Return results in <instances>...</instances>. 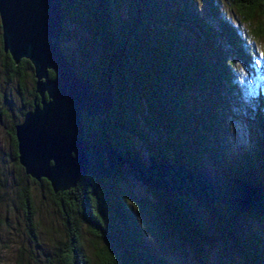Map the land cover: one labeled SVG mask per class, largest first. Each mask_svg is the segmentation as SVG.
<instances>
[{
  "label": "trees",
  "instance_id": "1",
  "mask_svg": "<svg viewBox=\"0 0 264 264\" xmlns=\"http://www.w3.org/2000/svg\"><path fill=\"white\" fill-rule=\"evenodd\" d=\"M202 1L213 25L195 13L190 0H72L70 5L62 0L60 43L67 40V26L75 27L81 40L94 41L90 48L81 42L79 53L87 66L76 76L88 78L96 92L111 95V107L105 115L83 120L87 167L74 188L53 194L44 180L35 182L46 187L65 234L47 264H90L82 252L79 224L102 243L95 254L98 264H166L147 246L132 216L121 187V166L149 191L152 204L145 214V232L159 245L176 237L189 246L194 264H209L206 215L215 239L233 251L238 264H264V160L257 155L239 163L227 160L224 167L233 186L228 195L214 189L205 174L206 159L217 164L224 158L212 97L221 88L229 95L236 91L220 41L243 65L250 62L251 53L232 23L219 16L214 0ZM230 2L239 20L250 26L251 38H264V0ZM186 35L203 39L212 57L192 47ZM2 58L16 76L23 69L32 71L25 60L14 66L8 55ZM48 76L53 78L51 72ZM30 96L29 109L33 89ZM189 96L195 99L192 109L187 108ZM254 109V122L264 139L261 97L254 99ZM14 125L9 138L15 166L34 183L17 164ZM131 137L144 147L146 165L140 163ZM101 151L106 164L98 157ZM20 204L26 233L34 240L26 189L20 193ZM249 223L260 233L251 232Z\"/></svg>",
  "mask_w": 264,
  "mask_h": 264
},
{
  "label": "rangeland",
  "instance_id": "2",
  "mask_svg": "<svg viewBox=\"0 0 264 264\" xmlns=\"http://www.w3.org/2000/svg\"><path fill=\"white\" fill-rule=\"evenodd\" d=\"M195 13L213 25L210 12L202 0H190ZM220 17L232 23L236 32L248 44L251 53L250 62L243 65L242 61L231 53L226 42L220 41V52L225 61L230 62V74L236 85L235 93L231 95L227 88H221L212 97L214 107L218 112L217 136L223 147L224 158L215 164L205 160V174L214 189L221 195H228L233 191L230 177L224 164L233 159L242 162L246 157L254 159L257 155L264 160V139L254 122V99L264 100V38H251L250 26L239 20L233 12L230 0H214ZM125 8V5H122ZM67 40L60 43L63 56L68 57L74 65V73L84 71L87 61L79 53L83 41L86 48L94 45L89 37H79L75 27L67 26ZM191 46L202 52L207 57H212V52L205 45L203 39L186 35ZM32 71L23 69L16 76L5 68L0 49V264H47V259L52 255L56 244L65 240L62 220L58 215L53 201L44 185L31 183L22 176L15 166L13 149L9 138V130L13 124L22 119V114L28 110L33 89ZM226 92V93H225ZM195 99L188 97L187 108L192 109ZM132 146L139 155L142 165L147 164V153L142 144L131 137ZM101 163L106 164L107 156L101 151ZM93 162L97 159L92 157ZM121 187L130 208L132 216L139 224L142 237L152 253L166 264H194V259L188 245H181L179 239L172 237L159 245L145 232L146 212L152 204V199L147 188L136 178L127 166L120 167ZM23 189L29 192L33 218L35 223V239L32 240L26 233L23 212L20 204V193ZM207 227L211 248L208 251L209 264H238L237 257L232 250L219 244L215 239L212 220L203 215ZM80 225L81 246L83 254L89 259L90 264H98L95 254L102 249V243L95 239L87 228ZM251 232L260 233V228L249 223ZM180 244V245H179ZM232 260V261H231Z\"/></svg>",
  "mask_w": 264,
  "mask_h": 264
},
{
  "label": "water",
  "instance_id": "3",
  "mask_svg": "<svg viewBox=\"0 0 264 264\" xmlns=\"http://www.w3.org/2000/svg\"><path fill=\"white\" fill-rule=\"evenodd\" d=\"M61 2L0 0L1 52L14 66L27 61L34 80L31 109L13 127L16 161L25 176L44 180L53 194L74 188L85 176L83 120L105 115L111 107V95L77 77L61 53Z\"/></svg>",
  "mask_w": 264,
  "mask_h": 264
},
{
  "label": "flooded vegetation",
  "instance_id": "4",
  "mask_svg": "<svg viewBox=\"0 0 264 264\" xmlns=\"http://www.w3.org/2000/svg\"><path fill=\"white\" fill-rule=\"evenodd\" d=\"M0 49H1V43H0ZM2 54H3V53H2ZM3 55H5V54H3ZM33 98H34V97H33ZM30 109H31V108H30ZM30 109L28 108V110H30ZM28 110H27V111H28ZM17 124H18V123H17ZM15 125H16V124H15ZM15 125H14V126H15Z\"/></svg>",
  "mask_w": 264,
  "mask_h": 264
}]
</instances>
